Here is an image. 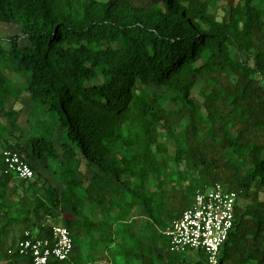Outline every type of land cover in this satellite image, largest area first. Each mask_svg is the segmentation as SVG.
<instances>
[{
	"label": "trees",
	"instance_id": "obj_1",
	"mask_svg": "<svg viewBox=\"0 0 264 264\" xmlns=\"http://www.w3.org/2000/svg\"><path fill=\"white\" fill-rule=\"evenodd\" d=\"M0 24L19 31L0 44V264H33L8 244L30 224L70 231L53 264H210L163 231L216 183L239 198L217 264H264V0H0ZM5 150L49 175L6 173Z\"/></svg>",
	"mask_w": 264,
	"mask_h": 264
},
{
	"label": "built area",
	"instance_id": "obj_2",
	"mask_svg": "<svg viewBox=\"0 0 264 264\" xmlns=\"http://www.w3.org/2000/svg\"><path fill=\"white\" fill-rule=\"evenodd\" d=\"M3 158L6 173L20 179H32L31 164L15 151L5 150ZM239 198L236 192L226 190L216 183L206 191L198 192L191 208L175 220L163 234L168 240L171 253L201 251L210 264H217L219 252L234 229ZM26 232L18 244L19 253L30 257L33 264H53L70 258L73 240L70 231L63 226H54L50 238L40 239Z\"/></svg>",
	"mask_w": 264,
	"mask_h": 264
},
{
	"label": "rangeland",
	"instance_id": "obj_3",
	"mask_svg": "<svg viewBox=\"0 0 264 264\" xmlns=\"http://www.w3.org/2000/svg\"><path fill=\"white\" fill-rule=\"evenodd\" d=\"M105 1V0H104ZM210 11L212 13H219L220 15H223V11L222 10H216L215 8H211ZM19 31L17 29V27L15 25H6V24H0V44H2V46H6L7 45V40L18 34ZM7 76H10V74L8 72H5ZM21 82H18L19 86L23 84V81L20 80ZM23 97H27L26 95H24ZM193 97L200 103H202V98L200 97L199 95V90L198 89H195L194 92H193ZM24 100V101H23ZM26 100L25 99H11L8 103H7V111H14V112H19V116L17 117V125L21 127L22 131L27 133L29 132V128L30 126H32L35 122V118L31 115H29V107L26 103H24ZM0 123L2 125H5L7 124V116H3L0 114ZM17 134V133H15ZM18 135V134H17ZM6 138V137H5ZM169 144H170V153H173L174 152V142L173 140H170V139H167ZM55 141L58 142V138H57V135H56V138H55ZM4 144H5V141H4V138H2V140H0V153H2V151L5 149L4 147ZM57 147L59 149V152L60 154L62 153V149L61 147L58 145L57 143ZM34 168H37L40 166V162L38 161V159L36 157H34L32 154H29L27 156V159H26ZM43 168V169H42ZM45 169V167L43 166H40V171H42L43 173V170ZM43 175L45 176H48L49 173L48 171H45L43 173ZM44 180V178H43ZM47 180V179H46ZM49 183L54 186V182L52 180V182L49 180ZM140 214V210H138L135 215H138ZM141 217V216H140ZM138 220L141 221V223L143 225H150V222L144 218V217H141L139 218L138 217ZM52 219L51 218H48V222H51ZM22 228L20 226H15L13 228L10 229V235L8 236V244H12V243H15L17 246L18 244L20 243L22 237ZM29 232L32 233L34 236H37V234L39 233V229L37 228H34V225L30 224L29 225Z\"/></svg>",
	"mask_w": 264,
	"mask_h": 264
}]
</instances>
